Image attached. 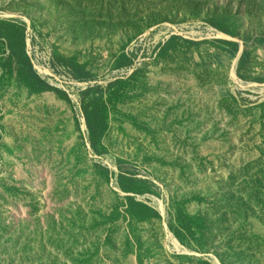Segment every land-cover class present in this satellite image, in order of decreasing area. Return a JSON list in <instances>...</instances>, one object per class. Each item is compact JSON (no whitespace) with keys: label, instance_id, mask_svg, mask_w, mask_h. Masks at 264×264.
<instances>
[{"label":"rangeland","instance_id":"obj_1","mask_svg":"<svg viewBox=\"0 0 264 264\" xmlns=\"http://www.w3.org/2000/svg\"><path fill=\"white\" fill-rule=\"evenodd\" d=\"M0 264H264V0H0Z\"/></svg>","mask_w":264,"mask_h":264}]
</instances>
